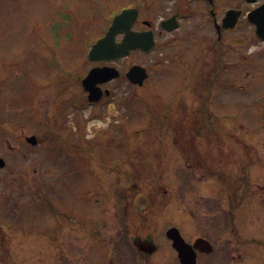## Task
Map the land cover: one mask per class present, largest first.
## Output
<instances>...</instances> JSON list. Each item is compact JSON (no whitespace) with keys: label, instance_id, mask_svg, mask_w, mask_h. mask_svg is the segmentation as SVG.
<instances>
[{"label":"rangeland","instance_id":"1","mask_svg":"<svg viewBox=\"0 0 264 264\" xmlns=\"http://www.w3.org/2000/svg\"><path fill=\"white\" fill-rule=\"evenodd\" d=\"M144 1L0 0V156L7 162L6 168L0 170V206L6 198L17 201L21 197V205L19 201L18 209H13L14 215L11 216L16 231H26L37 236L46 235L50 241H55L59 236L53 230V202L62 206L60 212L63 219L77 212L73 203L76 193L73 188H69L78 184L69 183L75 181L74 176L69 177L68 183L55 182L48 185L46 192H43L38 189L39 180H29L37 177H33L36 167L40 170L41 178L42 175L52 177L55 172L59 174L58 167H148L147 160L150 159L148 164L152 167L174 168L184 165L192 167L189 163L207 161L208 155H204L206 152L202 150L198 151L202 156L194 153L184 157L185 134L191 133L189 127L184 128V121L188 120V117L186 120L184 117L191 116L185 114L184 105L186 107L192 105L187 108L188 112L199 106L197 95L190 90L193 89L196 78L201 77V70L216 77L213 72L214 57L209 56L208 52L202 53L196 45L197 40L184 39V42L180 41L175 47H171L174 46L172 43L162 40L155 54L132 56L126 63L129 65L141 63L148 67L152 75L144 87L137 89L123 78L115 82L113 104L103 105L97 109H92L87 104L84 109L76 107L83 103L80 102L83 96L79 94L81 90L79 77L84 76L86 72V50L93 45L94 38L106 29L109 21L123 9H127L123 7H137L144 4ZM146 2L145 10L150 11V15L160 18V14H157L159 5L155 2V5L148 7L152 1ZM161 11L160 9L159 13ZM195 30L200 36L204 35L212 42L216 39L212 27ZM67 31H71L72 34L63 39V33ZM175 35L183 37L184 31H178ZM226 35L229 38V34ZM227 42L226 44L223 42L224 51L222 50L225 59L224 66L221 67L225 69L217 77L219 79L217 85L227 86L214 96L213 103L215 117L224 126L226 134L218 131L215 146L220 145L221 151L220 154L209 155L211 162L208 167H211L210 164L212 167H241L242 163L244 166L240 155L244 153V148L238 149L240 153L238 154L232 145L227 149L221 145L218 142L220 139L221 142L231 143L234 140L233 144L240 148L245 147L253 153H257V148L258 156L252 155V160L257 165L252 163L251 167L264 169V65L255 66L249 70L248 75L242 77L241 83H237L236 79L241 73H245V69L239 71L236 77L231 76L229 69L232 68L228 62L234 61L235 57L229 55L231 48ZM63 80L65 84H62ZM62 88L72 89L79 95L75 96L73 101H68V97L64 96L57 101V94L61 95L62 91L59 90ZM66 96H69V93H66ZM186 100L189 104H184ZM143 104L149 115H144ZM116 105L119 106V115L124 125L119 140L123 147L118 149L108 147L111 141L109 134H105L113 113V111L109 113V107L115 108ZM98 109L104 116L91 121L94 111ZM167 112L170 116L165 121L167 126L162 128L159 137L155 136L159 129L148 127L156 122L160 114ZM193 115L194 112L190 121L193 120ZM58 118V122L61 121L59 126L63 129L61 137L68 139L71 133L79 138L83 134H87L88 138L97 135L95 137L98 138V143L100 141L109 149L99 146L88 150L82 164H77L78 155L75 151L72 153L67 150L61 151L64 147L54 146L44 139L48 136L46 129L42 127V121H57ZM76 122L82 124V130L77 125L73 128ZM173 124L178 126L180 132L184 131V136L178 137L173 134L171 126ZM47 126L48 124L45 125L46 128ZM49 128L51 130V127ZM227 130H231L255 148L231 135ZM22 131L28 135H37L40 144L33 147L26 141L18 142V135ZM206 134L210 133L202 132L199 138L205 141L204 144H208L209 149L213 148ZM7 138L13 146L18 147L19 151L15 154L10 151L6 143ZM43 140L46 142L43 143ZM124 146H128L126 148L128 152ZM157 173L162 174L158 170ZM172 178L177 182L174 183L171 179L170 186L179 189L178 173ZM50 179L46 178V183ZM25 180L30 184L27 183V187L21 188V183ZM60 187L61 191L65 192L62 198L65 201L64 205L58 200L59 196L54 197L53 194ZM50 188L51 191L47 193ZM23 192L27 195L25 196ZM181 207L182 205L174 202L166 210L165 217L171 219L178 215ZM110 236L111 234L108 235ZM106 252L107 247L103 249L102 255H106ZM96 257L98 260L99 257L97 255Z\"/></svg>","mask_w":264,"mask_h":264},{"label":"flooded vegetation","instance_id":"2","mask_svg":"<svg viewBox=\"0 0 264 264\" xmlns=\"http://www.w3.org/2000/svg\"><path fill=\"white\" fill-rule=\"evenodd\" d=\"M161 5L163 10L172 5L174 11L166 21L176 16L180 23L188 16L197 18L201 28L223 24L229 10L240 12L237 24L229 31L235 57L231 71L236 77L241 70L238 61L245 66L246 72L236 79L241 83L249 70L264 65V41L256 24L261 23L264 37V11L259 17L252 15L264 6V0H161ZM142 16L140 11L134 29L153 32L155 48L160 40H172L153 18ZM133 53L147 55L139 50ZM122 62L123 68L128 65L126 60ZM106 65L99 62L94 66ZM115 81L101 87L111 90ZM106 101L103 96L97 105ZM208 104L213 110V100ZM115 124L119 127L117 120ZM215 137L216 132L210 143L213 155L221 150L220 145L215 146ZM251 156L249 167H180V189L171 193L164 187L165 175L158 179L150 168L129 167L126 172L125 167H106L107 173L94 174L92 167H68L66 175L75 179L71 184L78 183L72 185L77 212L63 219L62 206L54 202L53 230L59 237L38 244L36 256H32L27 237L18 239L9 225L0 224V264H264V169L251 167ZM174 202L182 205L179 214L165 217ZM111 232L118 238L108 237ZM172 236L180 238L184 255L174 247ZM74 238L86 251L100 253L101 259L91 261L84 256L85 260H61L60 244L73 248ZM103 245H116L117 250H107L105 258Z\"/></svg>","mask_w":264,"mask_h":264},{"label":"water","instance_id":"3","mask_svg":"<svg viewBox=\"0 0 264 264\" xmlns=\"http://www.w3.org/2000/svg\"><path fill=\"white\" fill-rule=\"evenodd\" d=\"M135 18H136V11H131V10L125 11L122 14L118 15L114 20L113 26L111 27L108 36L105 39L99 41L98 44L94 46L93 50L91 51L90 57L96 60L104 59L105 53H112L116 56L114 58H117L120 56H125L126 54H128L129 50L135 48L137 45L133 41V37H130L133 35L130 34L129 36V31L131 29V26ZM120 32H126V33L128 32V33L123 45H116L115 36ZM108 74L109 73L105 71L94 70L91 72L89 78H87L84 81L85 83L84 85L86 86V88L88 90H91L92 92V96H91L92 98L97 97L92 87H94L96 83L99 81L103 82V80L107 78ZM133 81L137 82L135 80ZM139 82L142 84L143 81L141 80ZM29 140L32 141L33 143L36 141L35 138ZM0 166H4V163L2 161H0Z\"/></svg>","mask_w":264,"mask_h":264}]
</instances>
